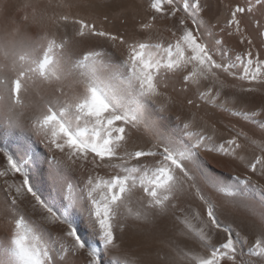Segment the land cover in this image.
Segmentation results:
<instances>
[{
  "label": "snow or ice",
  "instance_id": "1",
  "mask_svg": "<svg viewBox=\"0 0 264 264\" xmlns=\"http://www.w3.org/2000/svg\"><path fill=\"white\" fill-rule=\"evenodd\" d=\"M0 16V264H264V0Z\"/></svg>",
  "mask_w": 264,
  "mask_h": 264
},
{
  "label": "bare ground",
  "instance_id": "2",
  "mask_svg": "<svg viewBox=\"0 0 264 264\" xmlns=\"http://www.w3.org/2000/svg\"><path fill=\"white\" fill-rule=\"evenodd\" d=\"M17 2V0H8L9 4H13ZM9 15H15L17 18H19L20 15H22L21 12H15L14 10L10 9L9 10ZM4 22V18L2 16H0V24H3ZM246 130H248L246 128ZM257 135L259 136V133L257 132ZM4 142L5 144H10L11 148L14 150H18L19 149V141L16 140L15 138L12 137H8L7 135L4 137ZM212 163L215 165V161L213 160ZM225 163V167L221 170L223 175L227 176L229 174H231L233 172V169H235V171H240V168L236 167V165L234 164H230L227 161H224ZM38 179H40L41 181L43 180V174H41L40 176H38ZM133 239H135V237H133ZM203 254V253H202Z\"/></svg>",
  "mask_w": 264,
  "mask_h": 264
}]
</instances>
